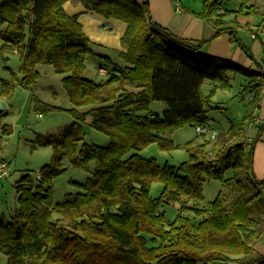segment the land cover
<instances>
[{
	"label": "trees",
	"instance_id": "obj_1",
	"mask_svg": "<svg viewBox=\"0 0 264 264\" xmlns=\"http://www.w3.org/2000/svg\"><path fill=\"white\" fill-rule=\"evenodd\" d=\"M70 1L127 25L122 39L127 51L120 55L125 66L113 67L106 81L87 77V60L94 52L78 17L64 10ZM225 1L206 0L199 17L217 20ZM236 1V14L260 16L264 27V0ZM0 24L6 25L0 29V56L7 60L5 56L17 53L23 75L21 80L1 81V95L9 97L21 86L37 100V67L53 66L65 76L63 85L74 106L69 112L75 118L61 133L37 137L34 148L55 149L53 163L40 170L41 180L26 174L16 184L19 209L11 221L0 215V252L8 264H264V255L254 250L264 241V193L246 195L253 152H248L245 139L259 108L258 88L251 92L242 124L231 126L213 145L188 143L190 160L180 167H160L138 154L125 159L152 144L175 150L165 136L185 125L209 127L208 109L217 91L232 90L229 73L252 80L255 74L205 55L204 43L177 38L154 23L148 4L136 0H0ZM207 81L215 84L209 96L202 93ZM155 102L165 104L163 118L152 111ZM85 108L89 110L79 111ZM37 109L58 110L38 100ZM88 118L93 129L110 138L108 147L84 143L82 124ZM67 156L79 168L95 162L96 169L79 185L82 193L54 205L53 181L65 171L62 161ZM229 170L246 176V182L235 178L240 195L230 207L222 196L209 210L189 206L204 200L207 180L225 183ZM155 182L165 186L170 201L182 202L170 226L160 211L164 195H150ZM258 185L262 188L264 182ZM188 210L203 220L194 223L184 215ZM150 241L158 245L150 246Z\"/></svg>",
	"mask_w": 264,
	"mask_h": 264
},
{
	"label": "rangeland",
	"instance_id": "obj_2",
	"mask_svg": "<svg viewBox=\"0 0 264 264\" xmlns=\"http://www.w3.org/2000/svg\"><path fill=\"white\" fill-rule=\"evenodd\" d=\"M198 1V0H194ZM260 7L262 3H257ZM237 6L236 0H226L224 8L232 10ZM4 28V27H2ZM5 29V28H4ZM3 29V30H4ZM4 60L0 56V85L1 81L12 82L14 77L21 80L20 73L21 62L19 56L12 54L9 57L5 56ZM103 66L109 70L112 66L97 57L90 56L87 60V77L97 83L107 80V77H101L98 69ZM41 69V70H40ZM52 66L41 65L39 68L40 78L37 80V85L34 88L35 98L44 105L57 106L61 109L57 111H40L37 109V100L34 99L33 94L25 88L17 86L14 92L7 98L11 104L12 110L6 116L0 118L3 126L10 128L9 134H5L0 130V150L2 158L9 164L10 177L7 180L0 182V214L4 215L6 220H12L14 209L19 208L18 195L15 190L16 184L21 178L30 174L35 180L40 170L53 163L55 152L50 147H42L37 150L32 148L30 141L34 140L36 135H48L50 133L58 134L65 126L75 121L74 116L69 112L70 103L65 97V91L62 87V78L58 74L52 72ZM251 79L243 76H236V79L231 78L233 85L232 91H219L213 98L211 108L208 109V118L210 119V126L208 131L217 133L215 139H209L211 135H200L197 128L191 125H185L182 128L175 130L173 133L167 134L165 138L171 140L177 147L175 150L166 152L162 151L158 144H152L141 152H132L125 159H128L134 154L140 155L146 160H155L160 167L171 166L180 167L182 164L190 160V155L185 146L194 142L195 145H202L205 141L213 145L222 133L228 132L230 123L236 127L242 124L243 118L246 114V97L248 95L244 90V81ZM0 86V93H1ZM213 90L212 82L207 81L202 87V93L206 96L211 94ZM245 98V99H244ZM73 105V104H72ZM73 109V106H72ZM221 109V110H220ZM89 110V108H85ZM166 106L162 102H155L152 106V111L162 118ZM37 114H40L39 118ZM264 129V126H262ZM82 129L85 134L84 143L95 145L98 147H108L110 145V138L96 131L91 127V120L88 119L82 124ZM213 131H212V130ZM226 131V132H225ZM264 133V130H263ZM235 139L232 144L239 141ZM264 140V139H263ZM262 140V142H264ZM264 145V144H262ZM83 143L79 144V150ZM248 152H252V147L247 146ZM215 154L212 155V157ZM62 167L65 171L57 176L53 181V201L54 205L63 203L66 196L69 194L82 193L79 185H85L92 177L96 169L95 162L88 164L87 168H79L75 166L70 156H67L62 161ZM250 174V181H247V196H253L259 191H263L258 185L264 178V168H258L257 173L255 167ZM244 180L245 175L236 176L234 170H229L225 174L226 182L209 181L204 185V200L202 202H192L189 206L198 208L200 210H209L212 203H214L219 196L225 197L227 207L233 203V199L238 197L237 183L235 178ZM245 181V180H244ZM246 182V181H245ZM264 193V191H263ZM169 193L165 192V186L160 182H155L151 186V197L158 199L164 195V203L160 209L165 216V222L168 226L174 223L181 213L182 202L170 201L166 198ZM264 203V201H263ZM184 215L190 218L194 223H199L203 217H199L194 211L188 210ZM150 246H157L158 243L150 241ZM234 262H214L211 264H233ZM0 264H8V258L0 252ZM238 264V263H236Z\"/></svg>",
	"mask_w": 264,
	"mask_h": 264
},
{
	"label": "crops",
	"instance_id": "obj_3",
	"mask_svg": "<svg viewBox=\"0 0 264 264\" xmlns=\"http://www.w3.org/2000/svg\"><path fill=\"white\" fill-rule=\"evenodd\" d=\"M136 1L140 5L148 4L154 23L168 30L177 38L193 43H204L202 47V53H204L205 55L219 60L230 62L238 66L240 69L255 74L257 76L253 79L254 82L252 84H250L253 81L251 79L250 81H244L245 84L243 86L244 90L248 91L246 95L250 94L253 89L258 88L260 91L261 99L259 108L254 114L251 126L248 129L247 137L245 140L247 146L252 147L253 166L255 167V172L257 173L259 167L264 168V145H262L264 144V142H262V140L264 139V129H262V126H264V79L262 77H259L261 76V69L264 68V27L261 26L262 17L248 16L245 13L240 15L236 14V12L240 8V4L238 2L237 6L232 10H228L223 7V9L219 11L220 17L213 22H208L199 17V15L203 12V6L206 0ZM64 10L67 15L71 17H78V21L82 25L84 33L91 41V47L94 52V57L108 62L112 66V68L115 66H125V63L120 56L122 53H126L127 51L126 48H124L122 45V39L124 38L127 32V25L125 23L118 20H106L102 16L94 12L88 11L83 6V4L78 2H67L64 5ZM2 27L6 29L5 24H0L1 30L4 29ZM219 31H222V33L220 35H217ZM233 35L236 36L235 40L233 38ZM14 54L19 56L17 53ZM9 56L10 55H7V57ZM40 66L37 67L38 72ZM52 70V72L55 73L54 67ZM100 70L106 71L109 76V69L103 66H100L98 69L99 75L101 77H106L100 74ZM228 75L230 79L232 77L233 79H236V76H243L245 78H249L243 74L229 73ZM59 76H61L63 84L65 76ZM212 86L214 88L215 84L212 83ZM62 87L65 91V97L70 103V108L68 110L72 111V102L70 101L67 95L64 85H62ZM219 91L223 90H218L217 93ZM1 93L0 106L2 102H6L7 108L3 112H0V118L6 116L7 113L12 110L11 104L7 99L8 97H3ZM246 101L247 102L243 103L246 104L247 111V104H249L251 100L247 99ZM53 108H56L58 110L61 109L57 106H54ZM79 111L81 113L87 112L85 109H79ZM37 115L39 118L41 117L40 114ZM71 124L72 123H70L69 125ZM231 126L235 125L233 123H230L229 129L231 128ZM6 127V125L3 126L2 122H0L1 132L9 134L10 128ZM65 127L62 130H59L57 133H61L65 129ZM209 128H211L210 124ZM53 134L55 133H50L48 135L42 136H49ZM38 136L40 135L37 134L35 139L30 141L34 150L42 148H34L33 146ZM50 148H52L55 152V149L53 147ZM0 155L2 156L1 150ZM261 182H264V178ZM262 189L264 191V186L262 187ZM18 209L19 208L14 209L11 217L15 216V213ZM1 216L5 217L4 215ZM254 250L257 254L264 255V241L256 244L254 246Z\"/></svg>",
	"mask_w": 264,
	"mask_h": 264
},
{
	"label": "built area",
	"instance_id": "obj_4",
	"mask_svg": "<svg viewBox=\"0 0 264 264\" xmlns=\"http://www.w3.org/2000/svg\"><path fill=\"white\" fill-rule=\"evenodd\" d=\"M100 74L102 76H106L108 73L104 70H100ZM260 75L264 79V68L261 69ZM252 98H253L252 93L248 94V96L246 97V99H249V100H252ZM208 130H209L208 127L197 128V131L200 135H203V134L211 135V137H209V139H215L217 136V133L212 132V134H211V132H209ZM10 175L11 174L9 172V164L2 157H0V182L7 180L10 177ZM37 179L41 180L40 174L37 175Z\"/></svg>",
	"mask_w": 264,
	"mask_h": 264
},
{
	"label": "water",
	"instance_id": "obj_5",
	"mask_svg": "<svg viewBox=\"0 0 264 264\" xmlns=\"http://www.w3.org/2000/svg\"><path fill=\"white\" fill-rule=\"evenodd\" d=\"M6 108H7L6 102H2L0 106V112H3L4 110H6Z\"/></svg>",
	"mask_w": 264,
	"mask_h": 264
}]
</instances>
